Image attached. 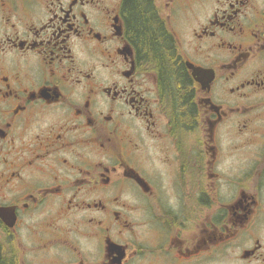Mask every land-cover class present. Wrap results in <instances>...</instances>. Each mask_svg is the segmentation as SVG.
I'll use <instances>...</instances> for the list:
<instances>
[{"label": "flooded vegetation", "instance_id": "af4514ba", "mask_svg": "<svg viewBox=\"0 0 264 264\" xmlns=\"http://www.w3.org/2000/svg\"><path fill=\"white\" fill-rule=\"evenodd\" d=\"M149 3L187 126L124 0H0V264H264V0Z\"/></svg>", "mask_w": 264, "mask_h": 264}, {"label": "trees", "instance_id": "16d2710c", "mask_svg": "<svg viewBox=\"0 0 264 264\" xmlns=\"http://www.w3.org/2000/svg\"><path fill=\"white\" fill-rule=\"evenodd\" d=\"M130 39L140 56L158 76L160 89L178 126L191 121L190 81L178 62L171 40L157 20L149 0H124Z\"/></svg>", "mask_w": 264, "mask_h": 264}, {"label": "water", "instance_id": "95a60500", "mask_svg": "<svg viewBox=\"0 0 264 264\" xmlns=\"http://www.w3.org/2000/svg\"><path fill=\"white\" fill-rule=\"evenodd\" d=\"M187 67L191 70V74H192V76H193L196 80L200 81L199 78H200L201 75L203 74L204 70H202V68H199V67L194 66V65L191 64V63H188V64H187Z\"/></svg>", "mask_w": 264, "mask_h": 264}, {"label": "rangeland", "instance_id": "374dc122", "mask_svg": "<svg viewBox=\"0 0 264 264\" xmlns=\"http://www.w3.org/2000/svg\"><path fill=\"white\" fill-rule=\"evenodd\" d=\"M132 264H139V263H137V261H134ZM226 264H228V263H226Z\"/></svg>", "mask_w": 264, "mask_h": 264}]
</instances>
